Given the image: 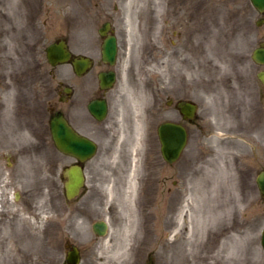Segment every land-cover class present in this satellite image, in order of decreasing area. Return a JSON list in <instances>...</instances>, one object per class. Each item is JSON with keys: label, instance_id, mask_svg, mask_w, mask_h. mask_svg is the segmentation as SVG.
I'll list each match as a JSON object with an SVG mask.
<instances>
[{"label": "rangeland", "instance_id": "374dc122", "mask_svg": "<svg viewBox=\"0 0 264 264\" xmlns=\"http://www.w3.org/2000/svg\"><path fill=\"white\" fill-rule=\"evenodd\" d=\"M188 1V6H196V18L181 27L180 15L174 16L168 4L170 0H0V83L4 88L0 100L7 102L10 95L15 96L14 91L5 92L9 82L22 83L23 129L31 128L32 121L28 118L40 104L33 98L43 97L40 92L43 87H33L38 82V74L42 70L53 71L56 78L51 85H56L68 69L65 65L52 69L46 60V48L58 39H66L72 49L97 62L101 58L102 43L97 30L106 19L124 34L118 54L120 70L116 88L119 94L110 98L111 115L117 118L118 124L129 122L127 127L133 128L135 134L146 127L152 144V134L161 121L160 107L165 93L180 99L179 109L186 105L198 107L197 115L186 117L181 124L189 139L180 158L172 165L159 168L158 177L164 184L157 192L164 195L159 200H150L152 206L145 210L150 221L146 232L150 235L148 248L132 249L126 243V233L121 235L117 231L120 226L114 224L104 236L94 237L91 223L107 218V209L103 214L92 212L88 217L91 220L70 212L74 206L66 205L61 181L62 168L68 161L54 148L53 200L47 199L44 189L28 209L8 201L11 212L16 215V225L11 231L12 237L8 232L12 225L8 221L0 223V228L8 225L2 231L7 238L0 244V264H62L67 242L78 247L79 264H139L140 258L147 256L154 264H199L195 253L180 256L178 241L173 242L178 216L190 207L188 221L195 228L194 215L201 209L206 215L208 205L216 203L222 206L217 221L225 222L232 237L228 252L236 254L242 250L241 264L257 262V259L264 264L260 246L264 197L255 183L257 174L264 169V90L252 60L260 39L258 14L249 0ZM167 16L169 25H166ZM163 27L168 28L167 33L162 31ZM20 66H23L22 80L14 83ZM99 70L97 66L92 68L86 77L87 83L95 84ZM10 74L13 78L8 77ZM235 102L239 104L232 105ZM194 117L196 125H185ZM232 118L241 125V133H228L223 128L234 123ZM132 139L123 144L116 142V146L128 148H106L110 159L104 158L105 148H102L96 160L104 158L116 165L117 161L132 160L138 167L145 154L149 160L155 159L158 148H131ZM157 157L160 160L159 154ZM37 163L35 159L32 164L22 165L26 180L20 192L25 193L38 184L37 180L28 183L35 171L46 170L44 166L36 170ZM135 187L127 185L126 190L125 182L118 191L123 201L117 205L116 220H127L125 217L129 215L134 222L136 214L131 202L135 201ZM196 191L202 197H195ZM140 192L150 194L153 190L143 186ZM192 195L199 201L198 211L193 208ZM145 198L151 199V196ZM132 226L135 227V222ZM22 228L36 230V239H27L25 234L20 238ZM211 228L203 225L205 231ZM48 234L55 235V245L41 246V237L45 235V241ZM188 234L182 229L180 236L186 238ZM198 236L201 237L199 233ZM111 240L121 243L109 245L107 241ZM202 240L204 255L211 238L207 242L205 238ZM131 255L136 258L135 263ZM209 262L212 261L206 263Z\"/></svg>", "mask_w": 264, "mask_h": 264}, {"label": "flooded vegetation", "instance_id": "af4514ba", "mask_svg": "<svg viewBox=\"0 0 264 264\" xmlns=\"http://www.w3.org/2000/svg\"><path fill=\"white\" fill-rule=\"evenodd\" d=\"M183 2H186L187 7L183 5ZM168 4H170L172 12H175L174 16L180 15L179 21L181 27L185 26L186 24H190L193 18H196V6H188V0H182V2L170 0ZM256 13L258 14L257 24L260 34L257 49L263 50L264 12L256 11ZM168 16L166 25H169ZM100 31H102L104 35H101ZM162 31L167 33L168 28L163 27ZM97 33L101 39V42L108 37H114L116 39L117 58L115 65L110 67L107 63H104L101 58L97 62L94 61L93 67L97 66L100 68L97 73V80L94 85L92 83H87V74L78 75L74 71L72 65L69 63L65 64V66H68V69L66 70L67 72L65 71L66 73L63 74L62 78L56 82V85H51V83H54V79L56 78V76L53 74V71L50 70L48 73H46V71L42 70L37 76L38 82L34 83L33 87H43L44 89H40L43 97L41 100L37 97L33 98V101H38L40 104L38 107L36 106L37 108H33L34 110L32 112H34V114L28 118L30 121H32V125H30L31 128H22V83L12 84L9 82L11 85L8 84V86L5 88V92L9 90L14 91L15 96L10 95V99L7 102H2L0 100V223L2 224L8 221V224L10 223L9 225H12V229L8 231L12 237L13 235L11 231L14 230L16 225V215L11 212L12 207L9 206L8 201L13 202L14 204L20 203L25 209H28L33 205L31 204V201H34V199L38 197V194L44 191V189L47 191V199L50 201L53 200V184L55 178V174H53L55 167L53 152L54 148L56 149V147L51 137L50 122L54 116H56L58 113H61L64 120L72 128L76 135L89 139L95 144L97 148L96 155L92 159L82 163L70 155L62 154L66 161H68L63 166L61 172L63 198L67 206H74L73 210L70 212H74V214L83 217V219L91 220L88 219V217L92 215V212H95V215L98 213L103 214L104 209H107V218H98L95 219L93 223H91V231L94 237H98V234H96L93 230L94 224L104 220L108 224V230L106 234L110 230V226L112 224L120 226L119 230H117L118 226H115V229L117 231H121V235L126 233V243L129 244L132 249L143 247L148 248L150 245V235H146V232L149 230L150 221L148 220L145 210L147 207L152 206L150 200H159L158 198L164 195V193L157 192L164 184V181L158 177V173L159 168H165L168 164L163 159L161 154L162 144L158 138L157 127L159 124L166 123L183 124V115L177 106L180 99H178L176 96L165 93L163 105L160 107L161 121L155 128V132L153 134L150 132V135L152 134V144L150 142L149 133L146 131L145 127L144 131L142 130L143 132L137 134V138L141 139L140 144L135 145L134 138L136 137V134L133 133V128L129 129L127 127L129 122L118 124L117 118L111 115L110 98L119 94L116 88V83H114L112 88L105 90L102 88L101 83L98 80L99 73L110 71L114 72L117 78V72L120 70L118 54L120 49L122 50L120 38L124 34L120 32L119 28H116L114 23H112L109 19H106L103 23H101ZM60 40L66 39H58L55 42ZM67 44L68 50L71 52L72 59L83 55L80 51L78 52L72 49L68 42ZM124 47L125 45L123 43V48ZM254 65L258 68L256 72L257 80L259 85L264 90V80H262V75L264 76V64H258L254 62ZM36 68H40V66H36ZM51 68L53 69V67ZM20 70L21 71L18 70L16 73L19 74L18 77L13 78L11 74L8 76L9 78L14 79V83L22 80L23 66H20ZM1 85L2 83H0V94L1 91L4 90ZM31 93L36 94L35 92ZM103 100L106 101L107 104V113L104 119L98 120L90 113L89 105L92 102H100ZM29 101L31 102V99H29ZM238 104V102H235L232 105ZM36 109L38 112L35 111ZM228 109L230 110L229 106L225 110L226 114ZM41 114L43 115L41 116ZM195 118L196 117H194L192 121L186 122L185 125H196L197 120H195ZM233 121L234 123L229 125L228 128L227 125L226 127L223 126V128L228 133H241L243 131V129L240 128L241 125L236 123L234 119ZM213 123H218V120H213ZM32 127L35 130L32 129ZM124 128L125 131L123 130ZM115 130L118 131V134H115ZM127 136H129V138ZM130 138H133L131 142L134 144L131 146V148H158L159 150V153L156 154L155 152L154 160H149V155L145 154L146 157H144L142 160L140 159L139 164H137V172L136 168L134 169L136 172L135 192L137 193L134 194L135 198L133 200L135 201L131 202V207L136 214V218L134 219L135 227L132 226L134 222L131 217H128L129 215L125 217L128 218L127 220H124V218L122 220L115 219L117 216H119L117 205L123 201L119 198L118 191L121 188L123 189L125 182L126 190H128L127 185L129 183V178L133 176L131 164L133 162V165L135 166V163L134 161H117L116 165L114 161H107L104 159H110L108 157L109 155H107V151L109 149L106 150V148H128V146H116V142L123 144L125 140ZM102 148H105L103 151L104 158L103 160L102 158L96 160V158L102 153ZM50 152L52 154L51 157ZM59 154L61 153L59 152ZM158 154L160 160H158ZM35 159H38L36 170L42 169V166L46 167V170L42 173L35 171V173L32 174V177L30 176L28 183L33 184V182L37 180L38 184L31 186L25 193H22L20 192V188L23 181L26 180L24 178L22 165L24 162L32 164ZM72 165H78L82 169L84 175V186L76 198L68 200L64 190L65 178L63 176V170L64 168L70 167ZM102 186H104V188ZM143 186L152 189L153 192L150 194L140 192ZM124 196L127 197L128 194H125ZM145 196H151V199H146ZM40 199L44 201V199ZM123 199L125 201V198ZM115 202L117 203L116 205ZM114 207L117 210H114ZM52 211L53 210L51 209L50 214H53ZM64 212L69 213L66 210H64ZM6 226L8 225L6 224ZM4 228H0V244L4 241V239L7 238V235L2 232ZM35 233H37V231L34 229L32 230L30 228H22L20 232V238L22 237V234H25L27 239L31 237L36 239L37 236ZM120 234L116 236V239H120ZM44 236L41 237V246L44 244L48 245L47 247L55 245L54 234H48V237H46L45 241ZM118 240L107 241V243L109 245H116L117 243H121ZM74 247L76 246L69 242H67L65 247H63L65 260H63L62 264H70L67 261V257L71 252H73ZM76 249L80 255L78 247H76ZM130 257L135 263L136 258L133 255ZM140 261L141 262L139 264H154L148 256L145 258H140ZM46 264L53 263L49 262Z\"/></svg>", "mask_w": 264, "mask_h": 264}, {"label": "water", "instance_id": "95a60500", "mask_svg": "<svg viewBox=\"0 0 264 264\" xmlns=\"http://www.w3.org/2000/svg\"><path fill=\"white\" fill-rule=\"evenodd\" d=\"M254 7L259 10H264V0H250ZM116 53L115 42L113 39H108L103 45V59L110 62L113 61ZM67 54L64 53L62 48H57L56 46H51L48 49V59L50 63L56 64L57 62L65 61ZM262 58L264 60V54L258 57V53H254V59L256 61ZM89 66V61L84 60L82 62L83 69ZM108 82L113 80L112 75L106 77ZM104 106V105H103ZM183 112L187 116H191L195 111V106L186 105L182 107ZM104 113V111H103ZM51 131L53 139L56 143L58 149L62 152L71 153L77 157L85 156L89 158L94 153V146L84 140L76 139L75 136L70 132L69 128L65 124L61 117L56 118L51 124ZM160 139L164 143L163 154L166 161L172 163L177 160L180 152L186 144V132L181 126L166 125L162 126L158 130ZM69 182L66 185L67 192L70 195L77 193L81 185V175L77 168H71L69 171ZM258 187L262 193H264V171L259 174L256 180ZM262 247L264 249V230L262 234Z\"/></svg>", "mask_w": 264, "mask_h": 264}, {"label": "bare ground", "instance_id": "6f19581e", "mask_svg": "<svg viewBox=\"0 0 264 264\" xmlns=\"http://www.w3.org/2000/svg\"><path fill=\"white\" fill-rule=\"evenodd\" d=\"M134 144L139 145L141 142L140 138L136 137L134 138ZM132 161V160H131ZM135 163V162H134ZM132 171H133V176L129 178V183L128 185L132 188H134L135 183V171L134 169L137 166L133 165V162L131 164ZM70 169L67 170V177L69 178L68 174ZM258 191L263 197L264 193H262L258 187ZM195 197H202L201 195L198 194V192H194ZM193 198V199H192ZM191 200H193V208L195 210H199V204H198V199L194 198L192 195ZM204 201V199L202 200ZM222 204V203H220ZM189 205V203H187ZM188 207V206H186ZM204 210L201 209L199 214L194 215L195 216V222H196V227L193 228L192 226L189 225V219H191V210L189 207V210L186 212H183L178 216V221H177V233L175 235V239L173 242L178 241V248H179V254L180 256H192L195 253V256L197 258V263L199 264H241V260L239 259L241 255L242 250L239 252L237 251L236 254H233L231 252H228V249L230 248V238L231 235L229 234V228L225 224V222L222 221V223L218 220L219 215L222 212V206L216 203V205H208V212L206 215H204ZM200 215V216H199ZM241 224V222L239 221ZM207 224L208 226L211 225V229L205 231L203 229V225ZM214 224V225H213ZM239 224V226H240ZM183 229V232H188V236L182 237L181 231ZM264 226L261 231V238H260V246L264 252V249L262 247V234H263ZM198 233L201 237L198 236ZM179 236V237H178ZM179 238V240H178ZM202 238H205L207 242L208 238H211L210 240V249L206 248L204 251V248L201 246V241ZM195 240V241H194ZM192 243H194V246H192ZM207 260H211L212 262L206 263ZM244 264H261V262H251L247 263L245 262Z\"/></svg>", "mask_w": 264, "mask_h": 264}]
</instances>
